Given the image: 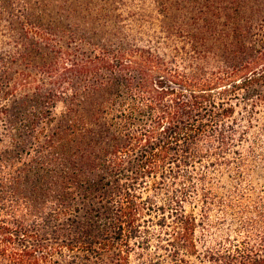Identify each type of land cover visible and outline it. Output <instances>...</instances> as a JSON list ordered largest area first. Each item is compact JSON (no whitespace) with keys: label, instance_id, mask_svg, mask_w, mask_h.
I'll return each mask as SVG.
<instances>
[{"label":"trees","instance_id":"trees-1","mask_svg":"<svg viewBox=\"0 0 264 264\" xmlns=\"http://www.w3.org/2000/svg\"><path fill=\"white\" fill-rule=\"evenodd\" d=\"M141 3L0 0V264H264V209L197 234L264 131V0Z\"/></svg>","mask_w":264,"mask_h":264},{"label":"rangeland","instance_id":"rangeland-1","mask_svg":"<svg viewBox=\"0 0 264 264\" xmlns=\"http://www.w3.org/2000/svg\"><path fill=\"white\" fill-rule=\"evenodd\" d=\"M141 2L132 0V8H142ZM254 123L237 153L227 155L228 163L202 169L205 180L198 187L199 194L208 192L207 204L200 195H193L190 201L196 207L190 203L186 206L196 214H200L199 208L206 206L204 227L197 232L205 240L222 238L241 220H251L264 209V131L262 123ZM191 262L195 264L193 258ZM164 264L168 263L164 261Z\"/></svg>","mask_w":264,"mask_h":264}]
</instances>
